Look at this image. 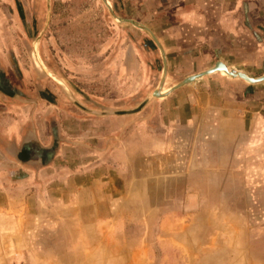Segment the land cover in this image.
<instances>
[{"label":"rangeland","instance_id":"obj_1","mask_svg":"<svg viewBox=\"0 0 264 264\" xmlns=\"http://www.w3.org/2000/svg\"><path fill=\"white\" fill-rule=\"evenodd\" d=\"M0 66V264H264V91L153 96L158 47L103 0H0Z\"/></svg>","mask_w":264,"mask_h":264},{"label":"crops","instance_id":"obj_2","mask_svg":"<svg viewBox=\"0 0 264 264\" xmlns=\"http://www.w3.org/2000/svg\"><path fill=\"white\" fill-rule=\"evenodd\" d=\"M119 1L122 14L144 23L157 36L165 50L169 71L177 64L188 76L221 61L228 66L229 72L240 69L253 77L264 74V0ZM209 75L219 78L232 89L227 91L229 94L236 93L234 95L241 96L244 101L264 91L257 86L264 81L249 83L239 77H228L221 70ZM0 81L7 87L3 73H0ZM203 98L204 103L219 99L215 92ZM197 104L202 106L203 101L193 102L191 111ZM2 116L3 112L0 113V144L7 138L10 143L9 137L20 135L21 128L12 122L7 130ZM37 150L35 142L27 143L26 156L42 160L41 156L52 152L48 147Z\"/></svg>","mask_w":264,"mask_h":264},{"label":"water","instance_id":"obj_3","mask_svg":"<svg viewBox=\"0 0 264 264\" xmlns=\"http://www.w3.org/2000/svg\"><path fill=\"white\" fill-rule=\"evenodd\" d=\"M103 2L105 3V5L107 6L108 8V11L110 13V15L113 17L114 20L118 21V22H127V23H131L135 26H137L138 28L146 31L149 36L151 37L152 41H153V44H155L159 51H160V54H161V57H162V61H163V69H162V74H161V78H160V81L158 83V85H160L161 83L164 82V79H165V76H166V72H167V67H168V63H167V59H166V55H165V51H164V48L161 44V42L159 41V39L157 38V36L154 34V32L147 26L145 25L144 23L136 20V19H132V18H125V17H120V16H117L112 8V6L107 3V0H103ZM220 69H225L227 70V66L221 62V61H217L214 63V65L212 67H209L208 69H205V70H202L200 72H197L196 74H192V75H188V76H185L184 78H182L181 80H179L178 82L174 83L173 85H171L169 87V91L164 94V96L166 97L168 94H170V92H172L173 90L187 84V83H191V82H194L195 80L203 77V76H206L216 70H220ZM230 75L233 76V77H239V78H242L243 80L249 82V83H256V82H260V81H264V74L263 75H260V76H257V77H253V76H249L247 75L246 73H242V72H238L236 73L234 70H232L230 72ZM158 85L157 87L153 90L152 92V95L153 96H157V92L158 91L157 89L158 88ZM0 90L5 93V94H11L10 91L8 90L7 87L4 86V84L0 81ZM31 141L35 142L36 144V148L39 150V149H43L44 147L41 146L38 142H37V139L34 135H29V137H27L24 142L21 144L20 146V149L18 150V153L20 155V158L21 160H34L38 157H35V156H26V152H25V147L27 145V143H30ZM52 147V146H51ZM51 147H48V148H51ZM47 149V148H45ZM52 152H50L49 154L47 155H43V156H39L41 159H47V158H50L53 153H54V148H52ZM37 150V151H38ZM38 156V155H37Z\"/></svg>","mask_w":264,"mask_h":264},{"label":"bare ground","instance_id":"obj_4","mask_svg":"<svg viewBox=\"0 0 264 264\" xmlns=\"http://www.w3.org/2000/svg\"><path fill=\"white\" fill-rule=\"evenodd\" d=\"M107 2L109 3V1L107 0ZM110 4V3H109ZM226 65V64H225ZM227 66V65H226ZM222 72H224V74L226 75V76H228V77H233V76H231L230 75V72H229V69H228V66H227V70H225V69H220ZM216 71H218V70H216ZM236 73H238V72H242V73H245L243 70H240V69H238V70H234ZM215 72V71H214ZM214 72H212V73H214ZM212 73H210V74H212ZM247 74V73H246ZM209 75V74H208ZM248 75V74H247ZM163 84H164V82L163 83H161L159 86H158V88L159 89H157L158 91H156L157 92V96L156 97H165L164 96V94H166L168 91H169V89H167V90H164L163 91V93H161V90L163 89L162 88V86H163ZM52 148H54V146H52L51 148H49V149H51V150H53Z\"/></svg>","mask_w":264,"mask_h":264}]
</instances>
